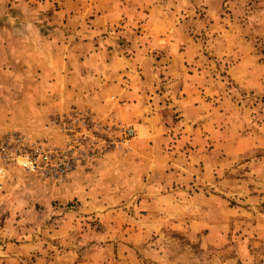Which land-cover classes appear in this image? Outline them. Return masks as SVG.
I'll return each mask as SVG.
<instances>
[{
  "label": "rangeland",
  "instance_id": "374dc122",
  "mask_svg": "<svg viewBox=\"0 0 264 264\" xmlns=\"http://www.w3.org/2000/svg\"><path fill=\"white\" fill-rule=\"evenodd\" d=\"M51 2L60 9L58 0ZM180 2L189 9L180 13L181 18L175 13L177 20L195 15L207 22L212 5L219 30L227 25L236 34L246 33L248 38L260 39L259 44L264 42V0ZM18 4L26 7L32 3L0 0V33L6 24L15 25L13 21L28 16L16 8ZM257 10L261 20L256 22L258 16L250 21ZM210 28L204 23L190 31L207 44L217 31L210 33ZM207 50L204 48L202 67L225 84L226 93L230 92L242 111L237 117L244 126L240 125L238 136L221 135L201 151L193 141L182 144V158L189 159L186 162L196 157L203 160L193 165L189 183L170 186L164 192L170 199L158 204L151 203L146 191L151 183L144 136L139 143L135 138L124 148L79 168L61 184L17 167L8 168L0 174V264H264V148L245 139L249 132L264 136V90L242 91L228 75L231 61L217 59ZM259 51L264 61V45ZM179 78L181 75L175 77ZM169 80L161 73L159 87L168 86ZM16 125L3 124V129ZM12 132L56 146L63 144L55 131V142L16 130L3 134ZM178 143L179 136H172L170 149H176ZM141 170L145 175L139 178Z\"/></svg>",
  "mask_w": 264,
  "mask_h": 264
},
{
  "label": "crops",
  "instance_id": "0c3cea01",
  "mask_svg": "<svg viewBox=\"0 0 264 264\" xmlns=\"http://www.w3.org/2000/svg\"><path fill=\"white\" fill-rule=\"evenodd\" d=\"M25 1L32 4L16 8L28 16L6 24L0 33V135L16 130L55 142L56 133L46 125L73 108L132 125L137 143L144 136L148 144L151 186L146 191L152 204L167 202L164 192L189 183L193 165L202 162L201 157L186 162L182 144L193 141L205 150L208 141L215 143L224 134L234 138L244 126L225 84L202 67L204 48L231 61L228 75L242 91L264 90L259 51L264 42L227 25L219 30L212 5L205 22L195 15L177 20L175 13L181 18L189 9L180 0H58L59 10L52 0L42 5ZM204 23L210 24V33L217 30L207 44L190 31ZM161 73L170 78L166 87H159ZM14 123L15 128L3 129ZM172 136H179L176 149L169 147ZM245 139L264 148L261 133L249 132ZM144 175L141 170L138 177Z\"/></svg>",
  "mask_w": 264,
  "mask_h": 264
},
{
  "label": "built area",
  "instance_id": "2783aa9c",
  "mask_svg": "<svg viewBox=\"0 0 264 264\" xmlns=\"http://www.w3.org/2000/svg\"><path fill=\"white\" fill-rule=\"evenodd\" d=\"M47 129L61 135L62 146L32 140L18 132L1 135L0 174L17 167L45 181L61 184L79 168L124 148L137 135L133 126L103 121L94 113L77 108L51 117Z\"/></svg>",
  "mask_w": 264,
  "mask_h": 264
}]
</instances>
